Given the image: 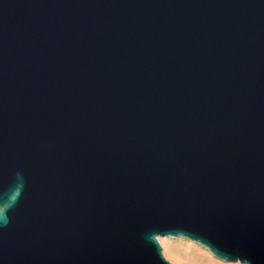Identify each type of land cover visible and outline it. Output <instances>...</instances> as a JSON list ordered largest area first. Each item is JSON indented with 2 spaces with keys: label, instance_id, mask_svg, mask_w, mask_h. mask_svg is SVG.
<instances>
[{
  "label": "water",
  "instance_id": "95a60500",
  "mask_svg": "<svg viewBox=\"0 0 264 264\" xmlns=\"http://www.w3.org/2000/svg\"><path fill=\"white\" fill-rule=\"evenodd\" d=\"M264 264V0H0V264Z\"/></svg>",
  "mask_w": 264,
  "mask_h": 264
},
{
  "label": "rangeland",
  "instance_id": "374dc122",
  "mask_svg": "<svg viewBox=\"0 0 264 264\" xmlns=\"http://www.w3.org/2000/svg\"><path fill=\"white\" fill-rule=\"evenodd\" d=\"M162 255L171 264H239L214 257L206 248L182 237H158Z\"/></svg>",
  "mask_w": 264,
  "mask_h": 264
}]
</instances>
